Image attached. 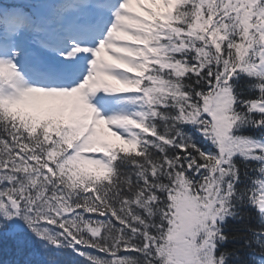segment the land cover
Segmentation results:
<instances>
[{
    "label": "snow or ice",
    "instance_id": "1",
    "mask_svg": "<svg viewBox=\"0 0 264 264\" xmlns=\"http://www.w3.org/2000/svg\"><path fill=\"white\" fill-rule=\"evenodd\" d=\"M230 259L264 264V0H0V264Z\"/></svg>",
    "mask_w": 264,
    "mask_h": 264
},
{
    "label": "trees",
    "instance_id": "2",
    "mask_svg": "<svg viewBox=\"0 0 264 264\" xmlns=\"http://www.w3.org/2000/svg\"><path fill=\"white\" fill-rule=\"evenodd\" d=\"M251 224H252L253 226H255V225L257 224V221H256L255 218H253V219L251 220ZM241 243H242V242H230V243H227V244L225 245V247H226L227 249H229V250H232V249H240V244H241ZM253 248H254V249H257V252H258V248H257V246H256L255 244L253 245ZM239 254H240L243 258L247 259V258H248V255H249V251H248V250L240 249ZM230 264H232V260H231V259H230Z\"/></svg>",
    "mask_w": 264,
    "mask_h": 264
}]
</instances>
